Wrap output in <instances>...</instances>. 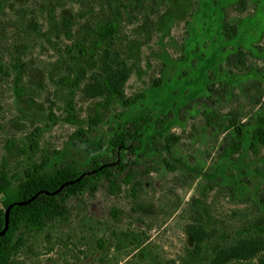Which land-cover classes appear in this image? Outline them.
I'll list each match as a JSON object with an SVG mask.
<instances>
[{
  "label": "rangeland",
  "instance_id": "1",
  "mask_svg": "<svg viewBox=\"0 0 264 264\" xmlns=\"http://www.w3.org/2000/svg\"><path fill=\"white\" fill-rule=\"evenodd\" d=\"M111 19L117 29L97 34ZM104 79L134 102L114 100L91 125ZM135 123L139 148L115 152L114 132ZM257 126L264 0H0V173L17 184L47 157L51 169L100 156L142 182H92L40 231L21 228L10 264H264ZM234 137L242 147L225 158Z\"/></svg>",
  "mask_w": 264,
  "mask_h": 264
},
{
  "label": "trees",
  "instance_id": "2",
  "mask_svg": "<svg viewBox=\"0 0 264 264\" xmlns=\"http://www.w3.org/2000/svg\"><path fill=\"white\" fill-rule=\"evenodd\" d=\"M117 27L116 20L111 19L106 24L98 27L97 34L101 36L108 35ZM103 82L105 91H109V94L104 101L97 102L94 115L89 116L91 125L98 124L103 119L101 107L106 108L114 100L119 99L126 104L134 102V99L126 97L124 91L118 85H115L111 79H104ZM233 126L237 135L243 134V124H233ZM124 130L123 127L118 128L110 139L115 152H120L126 148L134 151L140 146L138 139L140 137L139 124L135 123L133 127ZM85 132L86 130L79 129L75 132V135L82 136ZM165 138L166 144H164L163 149L168 155H171L173 146L179 137L171 133L167 134ZM130 139H132L131 144H129ZM242 144V139L234 137L230 142L224 144L220 154L225 158H232L241 149ZM261 145L264 146V127L257 126L251 132L249 147L256 151ZM74 156L62 163L54 164L51 169H47L50 163V159L47 157L28 168L25 171L24 178L17 184L13 183L12 178L7 173H0V231L5 227L7 207L14 202L27 201L37 194L29 202L14 204L10 208L8 229L0 236V264H10L13 254L22 244V238L18 235L21 228L40 231L44 227L46 219H53L62 215L66 210L69 198L80 194L87 187H92V182L104 179L110 190L119 188L122 183L132 185V187L142 183L141 181L133 183L134 172L132 168L123 175L129 162L122 159L108 162V159L97 156L80 165ZM67 182L71 183L67 184ZM62 184L65 185L59 191H56ZM189 233L193 237L194 235L198 237L195 228L189 229ZM189 253L193 259L198 258V252L195 249H190Z\"/></svg>",
  "mask_w": 264,
  "mask_h": 264
},
{
  "label": "water",
  "instance_id": "3",
  "mask_svg": "<svg viewBox=\"0 0 264 264\" xmlns=\"http://www.w3.org/2000/svg\"><path fill=\"white\" fill-rule=\"evenodd\" d=\"M82 176H83V175H82ZM69 183H71V182H67V184H69ZM64 185H65V184H62V185H61L56 191H59ZM36 195H37V194H35L32 198H30V199L27 200V201H18V202H14V203L10 204V205L7 207V209H6V211H5V227L3 228V230L0 231V236L3 235V234L6 232V230L8 229V224H9V210H10V208L12 207V205H14V204H25V203L29 202L31 199H33Z\"/></svg>",
  "mask_w": 264,
  "mask_h": 264
}]
</instances>
